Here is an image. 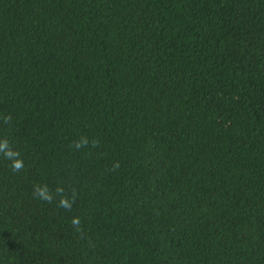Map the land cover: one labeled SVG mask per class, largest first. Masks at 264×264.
I'll list each match as a JSON object with an SVG mask.
<instances>
[{"label": "trees", "instance_id": "1", "mask_svg": "<svg viewBox=\"0 0 264 264\" xmlns=\"http://www.w3.org/2000/svg\"><path fill=\"white\" fill-rule=\"evenodd\" d=\"M5 141L0 264H264V0H0Z\"/></svg>", "mask_w": 264, "mask_h": 264}, {"label": "clouds", "instance_id": "2", "mask_svg": "<svg viewBox=\"0 0 264 264\" xmlns=\"http://www.w3.org/2000/svg\"><path fill=\"white\" fill-rule=\"evenodd\" d=\"M85 143H86V140L85 141H81V142L77 143L76 147L79 148ZM0 153H3L6 158H10L12 156V152L9 149L8 144H7L6 141L5 142H0ZM11 167H12V170L14 172H18V171H20L22 169L23 162L21 160H19V159H15V160L12 161ZM34 194L39 196V197H41V198L48 199L47 197L43 196V191L39 187H34ZM49 202H50V199H49ZM61 206L67 207V205H65L63 203L61 204ZM72 223H73V225L78 227L79 226V219L78 218H74L72 220Z\"/></svg>", "mask_w": 264, "mask_h": 264}]
</instances>
